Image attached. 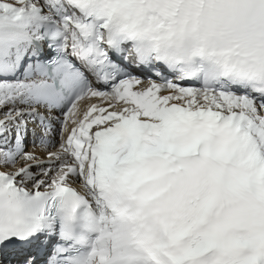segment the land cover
I'll list each match as a JSON object with an SVG mask.
<instances>
[{
    "label": "snow or ice",
    "instance_id": "obj_1",
    "mask_svg": "<svg viewBox=\"0 0 264 264\" xmlns=\"http://www.w3.org/2000/svg\"><path fill=\"white\" fill-rule=\"evenodd\" d=\"M0 264H264V0H0Z\"/></svg>",
    "mask_w": 264,
    "mask_h": 264
}]
</instances>
